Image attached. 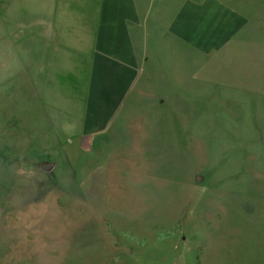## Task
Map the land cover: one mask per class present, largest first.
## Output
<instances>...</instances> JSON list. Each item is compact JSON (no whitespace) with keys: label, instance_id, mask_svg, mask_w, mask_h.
<instances>
[{"label":"rangeland","instance_id":"1","mask_svg":"<svg viewBox=\"0 0 264 264\" xmlns=\"http://www.w3.org/2000/svg\"><path fill=\"white\" fill-rule=\"evenodd\" d=\"M99 1L51 0L73 12L53 20L0 0V264H264V0H221L238 35L206 56L170 41L143 97L92 136L60 110L84 81L45 28L77 24L81 42Z\"/></svg>","mask_w":264,"mask_h":264},{"label":"crops","instance_id":"2","mask_svg":"<svg viewBox=\"0 0 264 264\" xmlns=\"http://www.w3.org/2000/svg\"><path fill=\"white\" fill-rule=\"evenodd\" d=\"M50 2L39 0L40 17L54 20L61 9L73 17L72 7ZM245 22L221 0H100L96 23L81 42L77 24L45 28L66 40L54 54L62 70L80 68L84 81V94L62 97L60 110L78 113V131L100 134L143 97L144 82L153 80L170 41L182 54L206 56L232 41Z\"/></svg>","mask_w":264,"mask_h":264},{"label":"water","instance_id":"3","mask_svg":"<svg viewBox=\"0 0 264 264\" xmlns=\"http://www.w3.org/2000/svg\"><path fill=\"white\" fill-rule=\"evenodd\" d=\"M39 169H41L42 171L46 172V173H52L56 167V163L54 162H40L38 164ZM196 180L197 182H203L204 181V177L202 175H198L196 176Z\"/></svg>","mask_w":264,"mask_h":264},{"label":"bare ground","instance_id":"4","mask_svg":"<svg viewBox=\"0 0 264 264\" xmlns=\"http://www.w3.org/2000/svg\"><path fill=\"white\" fill-rule=\"evenodd\" d=\"M165 158V157H164ZM141 163V162H140ZM173 163V162H172ZM172 163H171V165H172ZM142 164V163H141ZM169 164V163H168ZM152 166V165H151ZM156 166V165H155ZM172 168V166H170V169Z\"/></svg>","mask_w":264,"mask_h":264}]
</instances>
